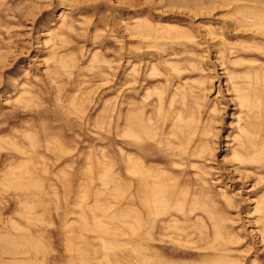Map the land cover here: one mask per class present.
<instances>
[{"label":"rangeland","instance_id":"1","mask_svg":"<svg viewBox=\"0 0 264 264\" xmlns=\"http://www.w3.org/2000/svg\"><path fill=\"white\" fill-rule=\"evenodd\" d=\"M0 264H264V0H0Z\"/></svg>","mask_w":264,"mask_h":264}]
</instances>
